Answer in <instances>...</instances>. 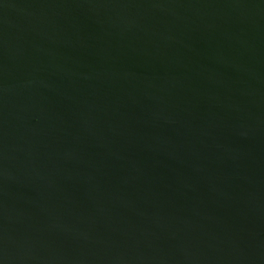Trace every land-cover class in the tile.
<instances>
[{"label":"water","instance_id":"obj_1","mask_svg":"<svg viewBox=\"0 0 264 264\" xmlns=\"http://www.w3.org/2000/svg\"><path fill=\"white\" fill-rule=\"evenodd\" d=\"M0 264H264V0H0Z\"/></svg>","mask_w":264,"mask_h":264}]
</instances>
